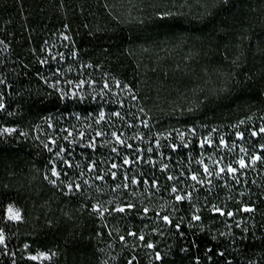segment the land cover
<instances>
[{
    "label": "trees",
    "instance_id": "obj_1",
    "mask_svg": "<svg viewBox=\"0 0 264 264\" xmlns=\"http://www.w3.org/2000/svg\"><path fill=\"white\" fill-rule=\"evenodd\" d=\"M62 32L65 59L133 94L128 173L102 172L98 145L70 132L95 104L44 81ZM0 75V125L15 129L0 134L6 264H264V0H0ZM208 130L254 150L257 171L198 183Z\"/></svg>",
    "mask_w": 264,
    "mask_h": 264
},
{
    "label": "rangeland",
    "instance_id": "obj_2",
    "mask_svg": "<svg viewBox=\"0 0 264 264\" xmlns=\"http://www.w3.org/2000/svg\"><path fill=\"white\" fill-rule=\"evenodd\" d=\"M65 33L62 32L60 36H54L46 48V56L43 65L44 81L58 85L60 91L65 92L66 95L81 96L82 100L91 101L98 108L96 114H91L89 118L79 119L75 125L69 126L70 132L76 136L84 146L98 145L100 154L103 157L101 164V171L107 172L109 169L128 173L126 167L120 164L121 159L130 157L131 154L136 155L138 149L132 143L131 135L135 133L136 129L130 126V123L137 121L141 125L143 118H136L134 116V109L131 106L133 94L126 84L119 80L103 76L102 73L95 71H88L78 67L76 59H65L70 56L72 48L66 40H63ZM79 64V63H78ZM1 77V75H0ZM50 125L54 122L58 125H63L64 122L59 120L54 121L49 119ZM49 127V126H48ZM5 128L0 125V134L6 132ZM55 130V129H53ZM15 131V129H14ZM10 131L9 133H13ZM60 138L57 133L52 131L46 135L47 139ZM201 141L202 145L209 144V148H201L196 161L204 167L203 173H199L198 183L205 185L211 182H224L223 185L232 186V181L239 178V175L245 176L249 172L257 168L255 159L251 149L247 145H241L236 141H231V135L228 132L219 134L216 130H208ZM217 139H220V143ZM146 147L150 145L147 142ZM248 148H247V147ZM243 159L245 166L241 167L239 161ZM252 159L253 165L247 166V160ZM198 163V162H197ZM116 165V167H113ZM234 169V172H229L228 168ZM223 169V171H221ZM242 169V170H241ZM240 172H242L240 174ZM245 173V174H244ZM237 187V186H235ZM184 187L180 192H185ZM12 208L14 211L20 213V219H10L8 209ZM251 209L252 208H244ZM241 217V216H240ZM23 218L22 209L14 203H9L6 206V220L10 222H18ZM0 234L3 236V243L0 244V264H6L12 258V252H9L6 245V233L0 228ZM147 255V264H152L154 257L149 253ZM27 258L39 262L50 261L53 259V253L49 251H36L34 253H27Z\"/></svg>",
    "mask_w": 264,
    "mask_h": 264
},
{
    "label": "snow or ice",
    "instance_id": "obj_3",
    "mask_svg": "<svg viewBox=\"0 0 264 264\" xmlns=\"http://www.w3.org/2000/svg\"><path fill=\"white\" fill-rule=\"evenodd\" d=\"M3 107V105L2 104H0V108H2ZM5 131L6 132H10V131H14V129H5ZM262 131H264V129H262ZM185 146H187V145H185ZM259 159V158H258ZM127 162V161H126ZM239 164H240V166L241 167H244L245 166V163H244V161H243V159H241L240 161H239ZM113 167H116V165H113ZM221 171H223V169H221ZM228 171L229 172H234L235 170L234 169H232L231 167H229L228 168ZM52 175L53 176H58V173L55 171V170H53L52 171ZM192 179L193 180H196L197 179V177L196 176H192ZM53 183H54V181H53ZM173 191H175V189H173ZM182 199V197H180V196H177V200H181ZM98 210V209H97ZM8 211H9V213H11V215L9 216V218L10 219H17V220H19L21 217H20V213L18 212V211H14L11 207L8 209ZM118 211H121V212H123L124 211V209L123 208H120V209H118ZM219 211V210H218ZM246 211H251V209H246ZM221 214H223V213H221ZM164 219L167 221L168 220V218L167 217H164ZM194 219H199V217H194ZM3 243V236H2V234H0V244H2ZM149 247H151V245H148ZM157 258H159V257H157Z\"/></svg>",
    "mask_w": 264,
    "mask_h": 264
}]
</instances>
